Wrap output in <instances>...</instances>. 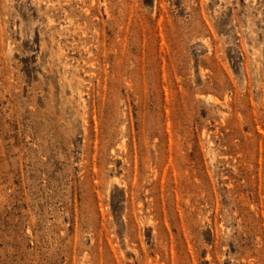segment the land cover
<instances>
[{
	"label": "rangeland",
	"instance_id": "obj_1",
	"mask_svg": "<svg viewBox=\"0 0 264 264\" xmlns=\"http://www.w3.org/2000/svg\"><path fill=\"white\" fill-rule=\"evenodd\" d=\"M0 264H264V0H0Z\"/></svg>",
	"mask_w": 264,
	"mask_h": 264
}]
</instances>
